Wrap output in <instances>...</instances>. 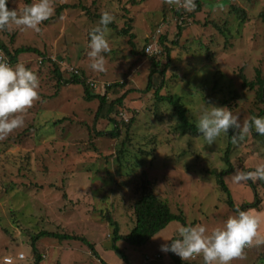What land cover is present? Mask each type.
Wrapping results in <instances>:
<instances>
[{
	"label": "rangeland",
	"instance_id": "374dc122",
	"mask_svg": "<svg viewBox=\"0 0 264 264\" xmlns=\"http://www.w3.org/2000/svg\"><path fill=\"white\" fill-rule=\"evenodd\" d=\"M201 2V10L189 18L194 9L176 16L174 11L181 7L174 0H51L53 12L40 23L39 32L13 23L0 29V43L10 51L32 47L42 54H21L15 63L34 71L39 86L33 103L13 114L22 115L23 126L0 138V264L17 253H23L24 264H33L30 240L43 230L85 238L106 264H125L110 249L112 229L104 215L118 223L121 236L129 233L143 173L155 196L172 213L183 214L187 224H203L210 230L233 214L214 176L227 168L223 156L228 136L221 133L208 144L202 136L180 134L172 107L157 100L154 92L177 96L193 123L202 101L228 107L241 122L263 110L255 92L242 88L239 73L247 81L255 79L256 71L264 76V0ZM64 4L72 7L57 14ZM24 5L25 0H8L9 9ZM234 8L242 12V20ZM105 10L114 19L105 29L109 44L105 70L97 72L89 67L88 33ZM128 19L131 41L118 34ZM217 26L229 33H221ZM159 41L168 47L170 57L164 75L156 73L150 79V62L139 52L146 53L145 47L156 43L161 58L150 55L161 71L167 59ZM55 65L64 70L63 80L73 71L85 74L86 82L95 85L92 91L105 93L108 102L128 91L111 115L120 128L117 138L97 136L113 124L94 121L98 102L85 101L80 85H57ZM112 83L124 87L106 91ZM119 149L124 153L117 156ZM229 162L234 170L223 181L230 197L236 205L252 202L248 182L252 183L260 199L253 211L259 214V233L264 235L263 184L259 180L236 184L231 179L236 169L251 171L264 162V142L251 131L238 136L236 143L231 141ZM178 225L171 221L141 247L123 240L116 246L131 264L165 262L169 257L160 245L177 237ZM36 247L39 264H101L79 240L41 238ZM182 260L203 264L200 255ZM230 264H264V244L245 247Z\"/></svg>",
	"mask_w": 264,
	"mask_h": 264
},
{
	"label": "clouds",
	"instance_id": "9594fccd",
	"mask_svg": "<svg viewBox=\"0 0 264 264\" xmlns=\"http://www.w3.org/2000/svg\"><path fill=\"white\" fill-rule=\"evenodd\" d=\"M173 2V0H170ZM7 0H0V29L9 23L40 31V23L49 18L53 12L51 0H32L21 9H9ZM176 6L185 11L195 8V0H174ZM113 15L105 10L101 13L98 25L88 33L89 67L97 72L105 70L104 53L109 51L105 38V29L113 21ZM39 82L37 74L23 63L10 65L7 58L0 54V138L6 137L14 129L22 127V113L38 97ZM197 132L211 144L223 133L228 136L229 128L234 130L230 139L237 142V137L254 128L256 133L264 135V116H251L241 122L239 114H234L226 106L212 103L199 106L194 121ZM234 183L240 184L249 180L264 181V162L258 163L253 170L236 169L231 175ZM260 218L249 210L241 209L237 204L233 214L228 215L219 226L210 230L203 224H181L176 228V238H168L170 243H162L160 250L172 252L181 259L195 255L202 256L203 264H229L236 257L243 255L247 246L264 244V235L258 232Z\"/></svg>",
	"mask_w": 264,
	"mask_h": 264
},
{
	"label": "trees",
	"instance_id": "16d2710c",
	"mask_svg": "<svg viewBox=\"0 0 264 264\" xmlns=\"http://www.w3.org/2000/svg\"><path fill=\"white\" fill-rule=\"evenodd\" d=\"M28 1L25 0V4H27ZM195 8L194 11L192 13L187 14V17H192L193 14L197 11H200L202 8V2L201 0H195ZM6 6L8 7V0L6 3ZM69 7H72L70 5H61L57 8L56 13H60V11L62 9H67ZM81 8V10L83 12H88L87 8L85 6H79ZM236 12L239 13L238 18L240 20L243 19V16H241L240 14H242V12L239 9H236ZM182 12H185V10L183 8H177L174 11V14L176 16H180ZM98 19L100 17H97ZM263 22H264V15L261 16ZM127 27L126 29H123L121 31H118L119 35H126L129 37V40L131 41L133 39V34H130V19L127 20ZM112 27V26H111ZM179 31L180 28L178 27ZM217 29L220 30V32L222 33L223 31L228 32L227 30H223L222 28L217 26ZM222 29V30H221ZM178 31V33H179ZM229 33V32H228ZM161 44L160 46L163 45V41H159ZM171 44L175 45V42H171ZM131 51L132 53H135V49L136 46L131 43ZM162 52H163V56L166 57L167 61L163 67V69L161 71H158V69H156L158 67V62L156 61V58L150 54H146L144 53V49L139 52V54H142L144 57L146 56V58L149 60L150 62V70H149V78L151 79V76L153 74H160V75H164V68L167 66V63L169 61V57H170V50L168 49L167 46L163 45L162 46ZM25 53H32V54H36L39 56H42V54L40 53L39 50L32 48V47H19L16 48L14 51H10L3 43H0V54H2L3 56H5L7 58V61L10 65H14L17 62V58L19 55L21 54H25ZM162 55V54H161ZM160 54L157 56L158 58L161 56ZM161 58V57H160ZM44 60V59H43ZM49 62H51L50 60H48ZM54 77L56 78V82L57 85H71V84H77L80 85L81 88H83V94H84V100L85 101H93V100H97L98 102V106L97 109L95 111V117H94V121L96 122L98 119H105L107 121H109L110 123L113 124V128L110 131H106V132H102V133H97V136H105L111 139L117 138L119 136V132H120V128H118V123L115 122L114 118L111 117L112 114L116 113L117 107H119L122 104V101L125 97V94L128 91H125V93H123L119 98L108 102L107 97L104 94H97L94 93L92 91V89L95 88V85L91 82H86V76L83 73L80 74H75V73H68L70 74L69 78L66 80L62 79V72H64V70L60 69L59 67H57L56 65L54 66ZM239 77L241 79V86L243 89H247V90H253L255 93V100L259 103H264V76H261L259 71H256V76L255 79L253 81H247L245 77L242 76L241 73H239ZM94 87V88H93ZM124 84L122 83H112V84H108L105 86V90H112L113 88H123ZM148 89V87H147ZM131 92V91H130ZM129 92V93H130ZM154 95L156 97L157 100L161 101V102H166L168 105H170L172 107V110L174 112V114L177 117V124H176V128L179 130L180 134H185V133H189L193 136H201L198 132L197 129L195 127V124L193 122H191L187 117H186V109L183 107L182 103L180 102L179 98L177 96H173V95H167V96H159L158 92L156 90V92H154ZM264 115V109L261 110L258 114H251V116H263ZM60 121V120H59ZM58 123V122H55ZM124 127L126 128V130H128L129 128V124H123ZM251 133L253 135V137L258 138L259 140H262L264 142V135H260L258 133H256L255 129L252 128ZM234 134V130L229 128L228 130V141H227V146L225 148V152H224V156H223V161L225 163V165L227 166L226 169L216 173L215 172V179H216V184L218 186V188L220 189L221 192H223L227 198H226V206L234 212V207L236 206V204L234 203V201H232L231 197H230V193L228 188L226 187L224 181H223V177L227 174H230L234 169L232 168V166L230 165L229 162V151L231 149V135ZM124 153V151H122L121 149L118 150L117 152V156L118 155H122ZM141 179L139 180V192H140V197L134 202L133 204V216L135 218V224L132 227V229L129 231L128 234L121 236L119 234V225L118 223L113 220L112 218H110V216L104 215L105 216V220L108 223V225L111 227V246L110 249L119 257L122 259V261L125 264H131L128 259L126 258V256L122 253L121 250L118 249V247L116 246L117 241L119 240H123L125 241L127 244H129L130 246H134V247H141L143 245H145L148 241H150L160 230H162L166 225H168V223H170L171 221H177L180 225L184 224L187 225L185 218L183 217V214H174L171 212V210L169 209L167 203L163 200H160L157 196H155V194L153 193V187H152V182L148 180V178L146 177V175L143 173L140 177ZM263 186H264V181L259 180ZM253 189V201L250 203H243L240 206L241 209H245V210H253L256 209L260 203V199L258 198V195L252 185V183L249 181L248 182ZM41 238H55L58 239L59 241H63V240H70V239H75V240H79L81 242H83L88 250H89V254L92 255L93 257H95L97 260H99V262L101 264H106L101 258H99L98 253L96 252L93 244L89 243L85 238L82 237H77V236H72V235H68V234H60L57 232H48V231H40L38 234H36L35 236L31 237L30 240V251L32 253V256L34 258V263L33 264H39L42 259L41 256L39 255L38 249L36 247V242L41 239ZM176 238V237H173ZM170 243V241H169ZM167 255L169 257L168 260H166L165 262L162 263H156L153 262L151 264H195L194 262H184L179 256H175L173 255L172 252H167ZM26 258L24 259V261L22 262V264L25 263Z\"/></svg>",
	"mask_w": 264,
	"mask_h": 264
},
{
	"label": "built area",
	"instance_id": "2783aa9c",
	"mask_svg": "<svg viewBox=\"0 0 264 264\" xmlns=\"http://www.w3.org/2000/svg\"><path fill=\"white\" fill-rule=\"evenodd\" d=\"M145 52L147 54H153V55L160 54V50H159V48L156 47V43H153L152 45L151 44H148L145 47ZM73 73L76 74L77 72L76 71H73ZM23 261H24V255H23V253H17L13 257L10 256V257H4V258H2V263L3 264H22Z\"/></svg>",
	"mask_w": 264,
	"mask_h": 264
},
{
	"label": "crops",
	"instance_id": "0c3cea01",
	"mask_svg": "<svg viewBox=\"0 0 264 264\" xmlns=\"http://www.w3.org/2000/svg\"><path fill=\"white\" fill-rule=\"evenodd\" d=\"M251 212H254L256 215H258L259 216V214H257L255 211H253V210H250ZM259 230H260V228L258 227V232H259ZM260 258V257H259ZM261 259V258H260ZM231 263V261L229 262V264ZM258 263H260V262H258Z\"/></svg>",
	"mask_w": 264,
	"mask_h": 264
}]
</instances>
